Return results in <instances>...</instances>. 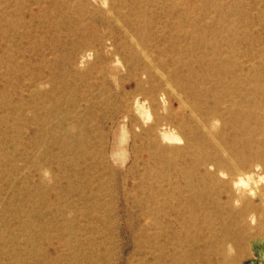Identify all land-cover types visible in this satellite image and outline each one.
Listing matches in <instances>:
<instances>
[{
    "label": "rangeland",
    "instance_id": "1",
    "mask_svg": "<svg viewBox=\"0 0 264 264\" xmlns=\"http://www.w3.org/2000/svg\"><path fill=\"white\" fill-rule=\"evenodd\" d=\"M0 264H264V0H0Z\"/></svg>",
    "mask_w": 264,
    "mask_h": 264
},
{
    "label": "bare ground",
    "instance_id": "2",
    "mask_svg": "<svg viewBox=\"0 0 264 264\" xmlns=\"http://www.w3.org/2000/svg\"><path fill=\"white\" fill-rule=\"evenodd\" d=\"M110 15H111V14H110ZM157 69H158V68H157ZM166 135H167V134H166ZM171 137H172V136H171ZM166 138H169V137H166ZM166 138H165V139H166ZM173 138H174V137H173ZM170 139H171V138H170ZM234 162H235V161H234ZM235 163H236V162H235ZM237 171H238L239 173H241L239 168H237ZM252 193H253V192H252ZM261 196H263V195H261ZM208 215H209V214H208Z\"/></svg>",
    "mask_w": 264,
    "mask_h": 264
}]
</instances>
